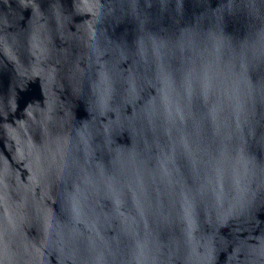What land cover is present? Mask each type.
Masks as SVG:
<instances>
[{"label":"water","instance_id":"95a60500","mask_svg":"<svg viewBox=\"0 0 264 264\" xmlns=\"http://www.w3.org/2000/svg\"><path fill=\"white\" fill-rule=\"evenodd\" d=\"M0 264H264V0H0Z\"/></svg>","mask_w":264,"mask_h":264}]
</instances>
